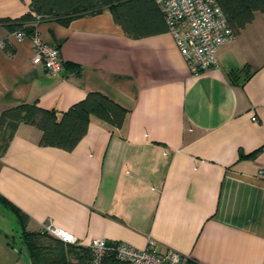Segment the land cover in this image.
Masks as SVG:
<instances>
[{"label": "crops", "instance_id": "obj_1", "mask_svg": "<svg viewBox=\"0 0 264 264\" xmlns=\"http://www.w3.org/2000/svg\"><path fill=\"white\" fill-rule=\"evenodd\" d=\"M30 10L31 0H0V114L21 102L62 112L98 91L127 116L120 128L92 116L71 150L18 127L0 155V195L28 228L79 246L153 239L196 264H264V12L195 76L171 32L130 36L108 8L37 21L64 60L52 74L33 62L31 36L3 22Z\"/></svg>", "mask_w": 264, "mask_h": 264}, {"label": "trees", "instance_id": "obj_2", "mask_svg": "<svg viewBox=\"0 0 264 264\" xmlns=\"http://www.w3.org/2000/svg\"><path fill=\"white\" fill-rule=\"evenodd\" d=\"M216 2L235 36L254 21L258 12H264V0ZM104 8L110 9L115 21L130 36L145 37L168 31L165 13L156 0H31L28 14L14 20L4 19L3 22L13 32L33 36L36 33L35 24L40 19L57 17L62 23L68 24L81 14L97 13ZM73 65L77 74L82 75V68ZM232 74L235 75V72ZM92 116L120 128L125 122L127 109L98 91L88 93L62 112L43 108L37 102H21L8 107L0 114V155L22 123L35 125L42 131L41 144L71 150L87 133ZM0 200L7 202L6 205L16 217L17 231L31 264H92V252L88 246L63 240H59L60 245L41 242L40 238L51 236L50 232L47 229H29L28 217L1 195ZM110 258L113 264H117L115 253L110 252Z\"/></svg>", "mask_w": 264, "mask_h": 264}, {"label": "built area", "instance_id": "obj_3", "mask_svg": "<svg viewBox=\"0 0 264 264\" xmlns=\"http://www.w3.org/2000/svg\"><path fill=\"white\" fill-rule=\"evenodd\" d=\"M156 1L164 11L168 31L175 37L193 75L218 67L217 52L221 46L235 38V33L216 0ZM16 34L20 39L26 37L22 32ZM31 42L35 64H42L52 74L64 70V60L58 46L43 41L38 33L31 36ZM47 230L64 242L77 243L72 234L51 227ZM87 246L92 252V264H113L110 252L115 253L117 264H196L176 250L160 251L153 239L148 240L143 248L105 238H93Z\"/></svg>", "mask_w": 264, "mask_h": 264}, {"label": "rangeland", "instance_id": "obj_4", "mask_svg": "<svg viewBox=\"0 0 264 264\" xmlns=\"http://www.w3.org/2000/svg\"><path fill=\"white\" fill-rule=\"evenodd\" d=\"M0 210L3 215V218L1 217L3 220L0 221V264H31L25 253L24 244L19 237L17 231L18 226L15 222L14 216L5 211L1 205ZM5 231H7L8 237L6 236ZM50 235L51 236L41 237L40 241H46V244H61L59 241L62 240L61 238L51 232Z\"/></svg>", "mask_w": 264, "mask_h": 264}]
</instances>
